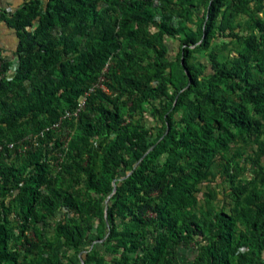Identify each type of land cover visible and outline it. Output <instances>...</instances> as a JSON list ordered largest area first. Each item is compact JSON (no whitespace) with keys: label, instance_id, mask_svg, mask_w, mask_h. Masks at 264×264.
<instances>
[{"label":"trees","instance_id":"obj_1","mask_svg":"<svg viewBox=\"0 0 264 264\" xmlns=\"http://www.w3.org/2000/svg\"><path fill=\"white\" fill-rule=\"evenodd\" d=\"M153 1L23 0L12 10H0V24L17 39L11 78L6 73L12 63L0 57V144L20 141L57 122L100 75L108 89H96L76 121L46 132L34 149L21 155L8 149L0 153V264H18L20 255L25 260L30 253L35 257L29 264H66L56 248L64 244L82 251L87 223L94 218L103 224L98 229L101 239L107 236L103 244L114 241L108 249L121 250V256L105 263L95 258L94 245L76 258L77 264H176L177 248L192 245L197 247L192 264H264V20L256 18L248 26L251 32L236 56L218 59L211 54V73L189 64L187 79L178 63L165 57L164 37L181 36L188 57L189 46L204 36L207 43L215 30L232 29V12L221 10L224 0H219L218 8L205 9L210 20L197 18L192 29L191 0L181 5L182 14L168 7L169 0ZM249 1L232 0L229 7L237 10ZM254 1L264 14V0ZM157 10L159 22L154 19ZM175 15L180 16L177 27L170 24ZM150 24L157 30L148 32ZM166 67L171 68L169 76L163 73ZM185 88L175 108L182 127L170 129L161 142L139 121L125 117L123 107L131 98L138 108L144 100L164 98L171 104ZM56 133V147L64 144L66 133L69 138L62 156L57 155L62 157L60 172L51 177L46 157ZM235 134L257 141L253 178L244 194L236 193V204L228 211L211 205L195 209L194 181L210 173L214 148ZM163 154L164 162H157ZM15 156L21 158L18 166L11 162ZM226 161L227 170L232 160ZM78 185L87 199L73 194ZM108 196L111 204L104 211L101 204ZM60 204L84 219L59 223L52 242L43 240L39 227ZM116 217L125 227L117 228ZM12 221L18 223V233ZM150 227V242L139 253L146 233L135 230ZM27 229L37 230L34 239L25 237ZM21 238V248L10 247Z\"/></svg>","mask_w":264,"mask_h":264},{"label":"rangeland","instance_id":"obj_2","mask_svg":"<svg viewBox=\"0 0 264 264\" xmlns=\"http://www.w3.org/2000/svg\"><path fill=\"white\" fill-rule=\"evenodd\" d=\"M46 1V0H43ZM232 0H224V6L221 7V10H227L232 12V29H227L223 33L215 30L208 39L207 43H204L205 36L196 44L189 46V54L186 57V53L183 52L184 45L181 42L180 37H164V45L166 48L165 57L169 61L178 63V66L182 70V73L186 78L190 79V69L188 68L189 64H195L205 73L212 72V63L210 61V55H215L218 59H227L234 57L238 54V51L242 48L243 38L247 37L251 32V29L248 27L253 23V20L259 18L264 20V14L257 10V4L254 0H250L249 3L245 6L238 7L237 10H232L229 7V4ZM23 0H0V10H12L19 6ZM155 5L162 4L161 0H154ZM186 5L187 0H169V8H172L174 12L179 14L183 13L181 5ZM194 7L193 9V22L190 23V27L195 29V21L197 18L205 17V21L210 20V16L205 13L206 7L214 5L215 8H218L220 5L219 0H205L204 3L199 0H191V3ZM170 11V10H169ZM166 14H169L170 12ZM161 13L159 10L155 12L154 19L160 21ZM220 15H217L215 18V25L219 21ZM180 21V16H172L170 18V24L174 27L178 26ZM157 30V27L150 24L147 27L148 32H154ZM17 39L14 36L12 30L8 29L4 24H0V57L4 61H9L12 63L9 70L6 73L8 78H11L14 75L15 68L17 66V57L14 54L15 43ZM151 56L156 64L160 63L159 59H154V54ZM187 58V59H186ZM111 64H114L116 60L111 59ZM2 65V61H0ZM159 68V66H158ZM106 68L103 69V72ZM163 73L168 75L171 73V68L166 67L163 69ZM177 76H181L177 75ZM106 87V86H105ZM169 92H174V87L168 85ZM188 88V87H187ZM182 89L176 94H174V99L171 104H165L166 99L161 100H144L141 102V108H138V105H132V102L135 101L134 98L128 100V106L123 107V112L125 117L129 121H139L145 128L150 131L151 138H155L158 135V142L164 140V137L169 133L170 129L180 130L182 124L180 123L181 112L176 111V103L179 100V97L183 95L186 89ZM106 93L108 89L106 88ZM133 107L132 112L128 111V108ZM131 113V114H130ZM170 115V119L167 117ZM171 123V124H170ZM59 133H56V136L49 141L48 144V155L47 161L50 162L49 175L51 177L56 176L59 170V163L62 160V157H58L60 154L62 156V149H65L66 144H62L59 147H56L54 142ZM66 139L69 138L68 133H66ZM72 135V134H71ZM260 136L258 139H262ZM64 140L65 137L62 136ZM99 140L93 139V146H96ZM257 149V141L254 138H246L244 141L239 139L236 134L230 138H224L223 143L214 148V153L211 156V163L209 167V174L204 177H199L194 181L193 194L196 198L195 209L203 208L207 205H211L214 209H221L228 211L231 207L236 204L238 193L240 196L244 194V186H247L251 179L253 178V166L252 159L255 155ZM167 154H163L157 162H164ZM58 157V161L55 159ZM15 159L11 162L14 166H18L21 162V158L18 156L14 157ZM231 159L227 170L225 169L226 160ZM178 162H183L179 159ZM235 164L241 169H236ZM73 194L77 195L80 199H87L88 193L84 189L83 185H78L73 187ZM43 193H46L47 190L45 187L41 188ZM95 198L94 194H91ZM111 196V195H110ZM108 196L104 202L101 204L104 211H107V208L110 206L111 201ZM151 215V213H149ZM106 215V214H105ZM69 218H75L76 222H80L84 219V216L74 214L73 211L68 210L64 204L54 211L53 214H50L45 219V225L40 226L39 230L42 231L43 240L52 242L53 240V228L56 227L59 223L63 224ZM12 220V216H10ZM117 228L121 229L124 226L123 223L119 221V218L115 219ZM88 224V229L86 232L85 243L81 245L80 252L74 250L71 246L62 245L61 247L56 248L57 252L60 255L62 262L66 264H77L75 261L77 257H80L81 254L86 253V251H91L93 246L96 245V256L95 258H104L105 263H111L113 259H119L121 256V250L113 252L108 249L111 243L103 244V241L107 236L101 239V234L98 233V229L102 227V223L99 219L94 218ZM11 225L14 227L15 233H18L16 221H12ZM106 226L109 227L110 223L107 221ZM152 228L148 229H136L135 232L139 235L146 233L145 238L140 242V247L138 252L142 253L147 242H150V232ZM25 237L29 239H34L37 235V230L27 229L24 231ZM23 238L18 240L16 243H10L11 248H21ZM196 245L190 247L179 246L176 251L177 261L176 264H192V261L196 255L197 249ZM35 254H28L24 260L23 254L18 257V264H29L28 260L34 258ZM262 260L264 261V252L261 255ZM89 264H96L95 261Z\"/></svg>","mask_w":264,"mask_h":264},{"label":"built area","instance_id":"obj_3","mask_svg":"<svg viewBox=\"0 0 264 264\" xmlns=\"http://www.w3.org/2000/svg\"><path fill=\"white\" fill-rule=\"evenodd\" d=\"M104 81L105 79L103 75H100L97 81L93 83L92 86H90L78 99L76 106L72 109L66 110L57 122L44 128L38 133L30 134L24 137L20 141L0 144V153L3 150L8 149L10 151H15L19 155L25 154L27 151L39 146V140L44 137L46 132L59 131L64 121H76L80 113L84 110L87 97L90 96L96 89H100L104 92L106 91ZM66 142L67 139L65 137L64 144H66Z\"/></svg>","mask_w":264,"mask_h":264},{"label":"crops","instance_id":"obj_4","mask_svg":"<svg viewBox=\"0 0 264 264\" xmlns=\"http://www.w3.org/2000/svg\"><path fill=\"white\" fill-rule=\"evenodd\" d=\"M16 44H17V41H16V43H15V47H16Z\"/></svg>","mask_w":264,"mask_h":264},{"label":"water","instance_id":"obj_5","mask_svg":"<svg viewBox=\"0 0 264 264\" xmlns=\"http://www.w3.org/2000/svg\"><path fill=\"white\" fill-rule=\"evenodd\" d=\"M113 184L115 185V182H113Z\"/></svg>","mask_w":264,"mask_h":264}]
</instances>
